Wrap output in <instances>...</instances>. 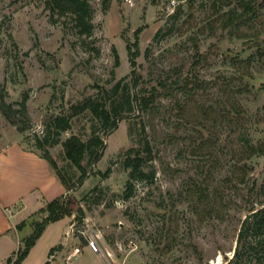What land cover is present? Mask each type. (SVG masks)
I'll list each match as a JSON object with an SVG mask.
<instances>
[{"label": "rangeland", "instance_id": "1", "mask_svg": "<svg viewBox=\"0 0 264 264\" xmlns=\"http://www.w3.org/2000/svg\"><path fill=\"white\" fill-rule=\"evenodd\" d=\"M230 1L113 0L104 11L102 0H91L94 30L83 45L71 29L51 19L43 0H0V101L12 107L8 116L0 107V148L18 142L40 154L34 138L50 134L47 148L73 186L65 194L73 216L55 222L37 240L28 264L42 263L51 242H60L72 224L99 234L103 246L115 252L120 245V264H225L224 257L233 256L248 209H259L264 200V156L243 157L238 163L247 166V185H239L233 175L237 152L242 151L240 131L253 144H264V17L255 29H243L245 38L210 25ZM178 8L181 13L175 17ZM141 27L134 76L127 44L135 41ZM230 78L234 89L241 90L237 98L245 119L237 128L217 127L220 165L213 186L224 190L225 205L208 216L195 212L185 199L191 180L203 179L209 170L210 162L194 153V140L203 129L179 117L175 95L185 80H198L206 90L198 92L197 100L212 105ZM164 85L173 95L142 108L140 96L149 97L154 88L163 92ZM85 100L116 110L122 117L118 127L103 135L88 110L74 117L70 130L58 137L52 118L68 114L72 105ZM93 134L103 137L106 149L95 165L85 159L89 171L80 185V171L66 159L62 143L72 135L88 141ZM146 143L154 159L145 169L154 179H130L125 152L135 148L146 154ZM43 218L40 210L30 214L21 236L33 232L32 222ZM66 238L59 262L54 258L51 264H101L86 250L67 261L79 242ZM21 245L15 246V253Z\"/></svg>", "mask_w": 264, "mask_h": 264}, {"label": "trees", "instance_id": "2", "mask_svg": "<svg viewBox=\"0 0 264 264\" xmlns=\"http://www.w3.org/2000/svg\"><path fill=\"white\" fill-rule=\"evenodd\" d=\"M45 9L49 12L51 19H58L67 28L71 29L75 37L83 45L90 42L94 30V9L91 5V0H43ZM113 0H102L104 11L108 10ZM120 1V0H117ZM227 10L222 14H218L216 18L210 21V25L219 26L223 31H229L232 35H237L240 38H245L247 35L243 33V29H255L256 21L261 20L264 16V0H231L226 4ZM181 8L177 9L175 17L179 16ZM173 16V17H174ZM143 27L135 31V41L127 44V53L129 62L133 68L131 74L136 75L134 70L136 66L135 59L138 56V38L143 31ZM199 63V62H198ZM224 86L220 89V94L214 99L213 104H202L197 100L198 92L205 93L206 87L203 82L185 80L178 89L176 96V104L179 111V117L187 120L189 124L202 127L203 131L199 132V140L195 145L194 153L202 155L210 162L209 170L201 180H191L185 191L186 200L189 206L195 211H202L203 214L211 216L218 210L219 204H224V190L219 186H213L214 174L217 167L220 165V158L216 155V147L219 142L218 125L227 126L229 128H237L241 126V122L245 119L244 107L239 103L237 96L241 90H235L232 85V78L224 81ZM163 92L153 89L149 97L140 96L139 102L142 108L149 109L159 97H168L173 95V90L168 86H162ZM204 95V94H203ZM137 99V98H136ZM25 98L20 103L24 106ZM0 107L9 115L11 105L0 101ZM90 110L93 117L100 123L103 135H107L118 127V122L122 118L116 114V110H110L103 107L100 103L92 100H85L78 104L72 105L69 113L59 115L52 118V128L57 132L58 137L71 128L72 119ZM235 114V115H234ZM26 130L20 128L19 132L24 133ZM206 133V134H205ZM239 141H242V151L237 152L239 155L237 162L233 165L235 170L233 175L237 179L239 185H247L249 178L247 166H240L241 159L252 158L255 155L264 156V144H253L246 136L245 132H241ZM50 134L43 139L35 136L34 146L41 153H36L39 157L49 163L55 174L59 178L66 192L72 190L73 186L66 174L59 168L57 162L52 157L47 143H49ZM65 157L79 171L80 177L78 184L82 185L88 176V169L84 162L89 159L92 165L98 163L106 149V144L103 137L98 134H93L88 141L82 140L76 135L68 137L63 143ZM145 153L141 154L140 150L135 148L125 152L124 167L129 170L130 179H136L142 182H150L154 179V173L145 169V163L152 161V148L149 143L145 145ZM29 151V150H27ZM233 155V158L237 157ZM233 179V177H232ZM230 178V180H232ZM234 180V179H233ZM127 193L132 195V186L127 183ZM225 205V204H224ZM223 205V206H224ZM44 215L41 221L32 222L33 232L30 236L22 240V248L11 256L6 264H22L29 255L30 250L34 247L37 240L41 237L46 227L51 224L70 218L73 216V210L66 200L65 195L49 202L44 208L40 209ZM248 214L241 223V228L237 237V243L234 250V255L231 258L224 257L225 264H264V200L261 207L255 209L251 206L248 209ZM26 226V222H22L17 226L18 230H22ZM62 246L52 248L49 255L55 251L61 250ZM46 264H50L48 261Z\"/></svg>", "mask_w": 264, "mask_h": 264}, {"label": "crops", "instance_id": "3", "mask_svg": "<svg viewBox=\"0 0 264 264\" xmlns=\"http://www.w3.org/2000/svg\"><path fill=\"white\" fill-rule=\"evenodd\" d=\"M66 193L49 163L36 153L23 149L18 142H11L0 148V264H6L15 254V246L21 245L22 240L32 233L30 229V234L22 237L26 226L22 230H18L17 226L26 221L30 214ZM55 224H49L38 241L44 238ZM67 232L68 229L57 244L52 241L50 249L53 246H66L69 242L66 238ZM62 250L56 260L61 258ZM84 250L90 253L88 249ZM31 252L32 249L29 256ZM29 256L22 264H28ZM47 260L48 255H44L41 262L46 263Z\"/></svg>", "mask_w": 264, "mask_h": 264}, {"label": "built area", "instance_id": "4", "mask_svg": "<svg viewBox=\"0 0 264 264\" xmlns=\"http://www.w3.org/2000/svg\"><path fill=\"white\" fill-rule=\"evenodd\" d=\"M70 230H68L67 235L76 238L79 245L76 246L72 252L67 256V261H73L81 255L82 250L85 248L90 251L91 254L99 257L101 259V264H120L118 260V254L122 253V248L120 245V252H115L110 247L103 246L100 241L99 234L94 233L92 230L85 226H76L75 224L70 225ZM134 242L131 240L128 242V247L130 250L134 247ZM60 250L55 251L52 255L48 257V262L50 263L56 256H58Z\"/></svg>", "mask_w": 264, "mask_h": 264}, {"label": "water", "instance_id": "5", "mask_svg": "<svg viewBox=\"0 0 264 264\" xmlns=\"http://www.w3.org/2000/svg\"><path fill=\"white\" fill-rule=\"evenodd\" d=\"M232 255H234V252H233V254Z\"/></svg>", "mask_w": 264, "mask_h": 264}]
</instances>
